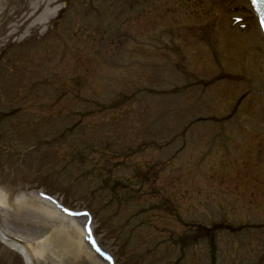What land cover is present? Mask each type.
<instances>
[{
	"label": "rangeland",
	"instance_id": "374dc122",
	"mask_svg": "<svg viewBox=\"0 0 264 264\" xmlns=\"http://www.w3.org/2000/svg\"><path fill=\"white\" fill-rule=\"evenodd\" d=\"M54 1L35 27L46 4L0 14V226L33 236L30 253L50 243L36 264H96L44 240L43 189L93 211L117 264H264V40L247 0Z\"/></svg>",
	"mask_w": 264,
	"mask_h": 264
},
{
	"label": "bare ground",
	"instance_id": "6f19581e",
	"mask_svg": "<svg viewBox=\"0 0 264 264\" xmlns=\"http://www.w3.org/2000/svg\"><path fill=\"white\" fill-rule=\"evenodd\" d=\"M54 2H55L54 0H35V2L32 4V7H31L32 11H31L30 17L35 15L43 4H46V6H45L46 8H44L43 12L34 20V22H33L34 25L32 24V26H37L40 24L47 23V21L53 15H55L57 13V11L59 10V7L50 8V6ZM3 4H4V0H0V14L2 13V10H3ZM17 200H21V202H25V203H27V201H29V199H26V198H24V199L18 198ZM37 202L38 203H36V205H35V206H37V209L35 208V210H36V212H38V210H40V212H38V214L40 215L41 221H42V222H39V224L40 225L43 224L46 227L49 226L48 227L49 228V235H50L51 239H48V236H46L44 238V240L45 239L46 240L56 239L57 236H59L64 240V243L67 246V249H65V250L69 253L71 248H72V250L75 252L76 255H73V258L76 259L78 256H81L83 254H87L88 256H90V258H92V260L96 264H106L100 258H98L96 255H94L91 251H89L87 245L84 243L79 220H77V219L74 220V219L68 218V219H65V220H67V222H63V221H61L62 219H60V215L57 213V211L52 209L46 202H44L40 199H38ZM5 204L6 203L4 202V198L3 199L0 198V210H5V208H6ZM31 207H33V206H31ZM0 234H2L3 236H7L1 228H0ZM52 235H54V237H52ZM7 238H9V237L7 236ZM28 238H29V241H31V242L35 239V238H33V236H29ZM37 238L39 240L41 239L40 237H37ZM7 242H10V241H7ZM9 244H12L13 246H15L14 243H9ZM49 245H50V243L49 244L43 243V246L37 245L39 248L43 247L45 249V247H46V249L48 250L47 253H45V251L42 248H40L38 254L34 253L37 256H39V259L41 261H45L48 258L53 257L52 252L49 250ZM31 261H33L32 258H31ZM28 264H30V263H28Z\"/></svg>",
	"mask_w": 264,
	"mask_h": 264
}]
</instances>
